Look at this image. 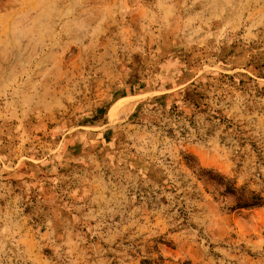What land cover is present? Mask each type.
<instances>
[{"label": "rangeland", "instance_id": "obj_1", "mask_svg": "<svg viewBox=\"0 0 264 264\" xmlns=\"http://www.w3.org/2000/svg\"><path fill=\"white\" fill-rule=\"evenodd\" d=\"M0 264H264V0H0Z\"/></svg>", "mask_w": 264, "mask_h": 264}, {"label": "trees", "instance_id": "obj_2", "mask_svg": "<svg viewBox=\"0 0 264 264\" xmlns=\"http://www.w3.org/2000/svg\"><path fill=\"white\" fill-rule=\"evenodd\" d=\"M210 174V173H209ZM209 181L213 182L218 190H224L223 195H232L234 196L237 193V190L229 183H224L222 179L218 182H215L213 178H210ZM260 201V200H259ZM258 200H246L243 205L246 207L260 205Z\"/></svg>", "mask_w": 264, "mask_h": 264}]
</instances>
